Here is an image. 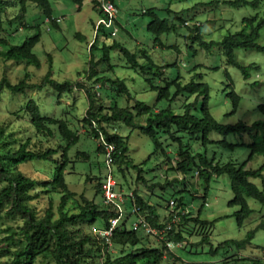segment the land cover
I'll use <instances>...</instances> for the list:
<instances>
[{
    "label": "trees",
    "instance_id": "1",
    "mask_svg": "<svg viewBox=\"0 0 264 264\" xmlns=\"http://www.w3.org/2000/svg\"><path fill=\"white\" fill-rule=\"evenodd\" d=\"M26 1L37 7L40 13L51 22L49 24L52 27L57 28L58 26L55 21L50 19L49 0H18V13L6 23L2 21V16L7 6L4 0H0V59L3 62L21 65L24 69L29 67L39 69L40 62L33 53V48L40 41L41 36L38 25L31 26L35 29L32 36L25 37L18 44L11 42L17 30L31 28L24 21ZM71 1L79 9L81 1ZM110 1L114 3V0ZM222 2L231 7H256L259 4L258 0H225ZM212 3L213 0L209 1L208 4ZM92 6L100 16L101 13L93 0ZM164 12L167 17H159V14L152 8L143 10L141 13L150 19L146 25V32L152 36V48L154 46L160 49L171 48L178 55L179 51L176 46H165L160 38L163 35L177 33V29L183 27L186 30L184 39L197 43L200 49L209 51L213 47H219L226 65L238 69L244 80L249 76L248 71L256 68V66L239 64L235 59L234 51L253 50L264 54V45L258 44L260 32L264 29V17L254 15L242 18L240 30L226 34L220 41H205L200 33V23L196 24L193 17H190V20L194 22H189L187 18L182 17L181 11L174 12L170 8H166ZM12 26H15L14 29ZM99 35L104 40L100 47H96ZM74 37L81 38L78 33H75ZM113 37L102 28L98 27L95 30L94 39L88 50L87 67L83 72L88 87L70 80L61 82L54 80L52 78V55L47 53L45 55L47 70L39 78L38 83H29L28 77L32 75H28V73H24L23 77L15 84H11L6 77H2L0 78V92L5 90L11 95L23 96L26 92L41 91L43 88L50 87L56 94V101L58 102L62 95L71 94L78 88L81 89L87 100V111L81 119L83 127L86 129L87 135L97 142L99 135H101L107 143L114 145L113 164L123 179L128 168L133 169L136 172L135 184H142L144 186L143 193L147 189L150 194L156 187L164 190L175 184H180L182 186L181 192L190 195L188 188L199 182L203 190L200 198L204 200L209 181L213 177L225 175L229 180V189L232 195L227 206L237 208L233 217L237 227H242L244 221L253 213L247 204V199L254 200L264 208V104L256 106V110L262 117L260 120L250 124L241 121L234 124H220L209 112V87L201 81V74L194 73L186 83H182L178 70H176L174 77L168 78L165 76L166 67L177 68V61H173L171 64H155L144 48L136 47L134 51H130L114 40L109 44L106 43L108 38L112 39ZM97 50L99 56L95 58L94 51ZM112 51H117L124 60L125 67L140 75L146 82L147 89L155 92L156 103L165 102L163 107H150L144 102L135 100L123 80L116 77L112 78L105 73H113L114 66L111 64L110 56ZM193 52L195 51L193 50ZM193 55L195 54L193 53ZM226 78L229 80L228 76ZM227 86L229 91L226 96L231 102V113H233L237 108L239 96L234 92L231 83ZM101 88L107 89L112 94L111 102L108 105L100 103L98 108L93 111L95 94L99 89L102 91ZM118 99H123V106L118 104ZM178 104L180 105L176 110ZM20 111L27 116L29 124L36 134H44L50 138L56 134L61 145L55 149L33 152L28 150L29 140L26 139L19 143L15 150H12L11 145L19 142V140L12 138L11 133H5V127L0 126V221H11L15 218H20L23 221V226L19 228L22 245L11 250L9 247L11 238L7 235L4 239V242H7L6 246L0 247V260L2 258L6 260L0 264H33L36 257L40 255L52 256L56 264H78L80 260L93 252L86 247L92 239L89 235L82 234L79 227L86 225L105 229L109 226L108 221L114 219L117 213L111 206L102 205L100 207L93 200H88L83 196H80L79 203L75 199V194L68 189L64 181V173L68 169L73 170L75 162L88 159L85 152H76L72 158H68L67 151L79 140V133L70 128L69 122L65 118L42 116L37 104L31 98L25 101ZM141 117L143 123L135 122V118ZM115 124L137 129L151 141L153 151L147 160L151 157L161 159L164 170V178L161 184H145L144 171L141 166L134 165L127 155V137L109 130ZM211 133H217L222 137L246 135L249 143L230 144L225 139L209 140L208 136ZM208 144H216L229 149L241 145L247 148L248 155L242 162L228 160L220 163L215 161L213 157L208 158L206 156L205 148ZM169 147H171V155L167 152ZM200 147L204 149L203 152L197 151ZM96 152L102 154V146L97 145ZM55 155H58V158H54ZM255 155L261 156L263 162L256 169H248L246 164ZM174 158L175 163L173 162ZM33 161L53 164L51 177L47 180L38 181L14 170L16 166ZM69 163H71V167L68 168ZM171 173L181 176V178L175 177L168 181V174ZM251 179L259 180L260 187L258 188L252 183ZM94 180H96L94 196L101 197L102 178L95 177ZM119 185L121 186L120 183ZM137 189L130 192L133 195L134 204L146 221L153 227L159 226L158 223L165 222L168 219L164 215L165 211L160 216L159 205L152 204L150 199L138 192ZM39 192L45 195H59L56 219H53L51 205L42 217H37L34 209L29 206L30 202L37 198ZM194 197L198 196L194 195ZM172 199L176 202L177 207H186L182 196ZM69 201L75 210L73 213L65 208ZM128 216L126 213L112 231L114 254H112L113 251L106 248L104 243L100 242L99 245L93 243L97 252L105 250L104 264H137L139 262L140 264H159L164 250L162 247L150 248L143 245L146 244V239L150 237L140 231L130 230L126 224ZM8 230L6 229V231ZM211 230V222L201 220L199 212L196 216H192L189 210L188 214L182 216L180 222L173 227L170 238L172 241L181 244L180 249H184V234L195 235L199 239V242L193 245L195 250L196 247L201 248L207 245L209 246L207 254L213 256L220 253L221 258H223L222 264H230L236 259L227 256L229 251L232 249L244 250L250 244L254 234L258 230H264V213L255 227L249 230L244 238L239 241L224 240L216 247H212L209 237ZM262 249L264 250V248ZM237 259L244 260L242 258ZM248 262V264H264V261L258 258L248 260Z\"/></svg>",
    "mask_w": 264,
    "mask_h": 264
},
{
    "label": "rangeland",
    "instance_id": "2",
    "mask_svg": "<svg viewBox=\"0 0 264 264\" xmlns=\"http://www.w3.org/2000/svg\"><path fill=\"white\" fill-rule=\"evenodd\" d=\"M4 1L7 8L2 16V21L6 23L18 13L19 5L18 0ZM80 1L78 9L77 5L71 0H49L51 7L50 19L53 21L58 20L57 28L52 27L49 24L51 22H46V18L40 13V10L26 1L24 21L29 27L38 25L41 34L40 41L33 48V53L40 62V68L29 67L24 69L21 65L3 62L0 59V78L6 77L11 84H15L23 77L24 73H28V75H32L28 77L29 83H38L39 78L47 70L45 55L50 53L52 55V78L54 80L58 82L70 80L88 87L85 83L83 72L87 67L88 50L95 36L94 25L98 19V14L92 6V0ZM209 1L212 0H114L117 7V32L112 39L108 38L106 43L109 44L114 40L130 51H134L136 47L144 48L152 61L158 65L171 64L173 61H177V68L173 66L166 67L165 76L172 78L176 75V70H178L182 83L188 82L194 73L201 74V81L209 87L208 109L212 117L220 124H234L239 121L250 124L262 119L256 110V106L264 104V54L253 50L234 51L235 59L239 64L243 66L253 64L256 66V68L248 71L249 76L244 80L238 69L226 65L219 47H213L209 51L200 49L197 43L184 39L183 36L186 30L183 27H179L177 33L163 35L160 38V41L165 46H176L179 51L178 55L171 48L160 49L155 46L152 48V36L146 32V25L150 19L141 13L143 10L151 8L159 14V17H167L164 12L166 8H170L174 12L181 11L182 17L187 18L189 22L200 23V33L205 41H220L226 34L240 30L242 18L254 15L264 17V0H258L259 4L256 7H231L222 2L225 0H213V3L209 5ZM190 17H193L194 21H191ZM14 27L12 26V29ZM34 32L35 29L33 27L17 30L11 42L18 44L25 37L32 36ZM75 33L80 34L81 38L74 37ZM99 36L96 47H100L104 40L101 35ZM258 44L264 45V29L260 32ZM94 55L95 58L99 56L98 50L94 51ZM110 56L111 64L114 66L113 73H105L112 78L116 77L123 80L135 100L144 102L150 107L160 108L165 105V102H155V92L147 89L146 82L140 75L125 67L124 60L117 51H112ZM226 76L229 77V80H227ZM229 83H231L234 92L239 96L237 108L233 113H231V102L226 96L229 91L227 86ZM104 89L101 88L102 91L99 89L96 94L94 93L93 111L98 108L100 103L108 105L111 102L112 94L107 89ZM29 98L35 101L42 116L65 118L69 122L70 128L79 133L78 142L69 148L67 156L72 158L76 152H85L88 155V159L75 162L73 164L74 169H68L64 173V181L68 189L75 194L77 202L80 203V196H83L88 200H93L95 204L101 207L102 197L94 196V186L96 184L94 178H103L105 174L104 157L103 154L96 152L98 142L87 135L86 129L81 122L87 111V100L84 92L79 88L75 89L71 94L62 95L58 102L56 101V94L50 87L43 88L41 91L26 92L23 96L11 95L5 90L0 92V126L5 127V133H11L12 138L19 140V142L11 145V149L15 150L19 143L28 139V150L43 152L46 149L57 148L61 145V141L56 134L50 138L44 134L35 133L29 124L27 116L20 111L25 101ZM117 102L121 106L124 105L123 99H118ZM179 105L176 106V110H178ZM135 122L143 123V118H135ZM109 130L116 131L121 136L127 137V155L134 165L141 166L144 171L145 184H161L164 178L161 159L151 157L147 160V157L153 151L151 141L137 129H130L122 124L112 125ZM208 138L213 141L225 139L230 144L249 143L246 135L222 137L217 133H211ZM170 148H168L167 152L171 155ZM203 150L200 147L197 151L203 152ZM205 151L208 158L213 157L215 161L220 163L228 160L242 162L248 155L247 148L241 145L229 149L222 148L216 144H208ZM54 158H58V155H55ZM173 162L175 163V158ZM262 162L263 158L255 155L247 162L246 167L248 169H256ZM69 167H71V163H69ZM164 167L166 166L164 165ZM14 170L31 179L42 181L51 177L53 164L33 161L16 166ZM135 176L136 172L131 168H128V172H125L124 179L117 170L115 171V179L123 194H127L136 188H138V192L143 193L144 186L140 183L135 184ZM175 177L178 179L179 176L172 173L168 174L167 180L170 181ZM250 181L258 188L260 187L259 180L251 179ZM181 189L182 186L180 184H175L164 190L156 187L152 190V194L146 189L143 194L150 199L152 204L159 205L160 216L165 211L164 208L167 201L174 197L182 196L183 202L189 208L192 216H196L199 212L201 220L212 223V230L209 233L212 247H216L217 244L224 240H242L245 234L255 227L264 213V208L260 204L252 199H247V204L253 210V213L244 221L242 227H237L233 217V213L237 208L227 206V202L232 195L229 189V180L225 175L213 177L209 181L204 200L200 198L203 190L199 182L188 188L190 195L186 192H181ZM194 195L198 197H194ZM58 203L59 195H45L39 192L37 198L30 202L29 206L34 209L37 217H42L49 205H51L53 219H56ZM65 208L70 213L75 212L70 201ZM125 210L129 215L130 205L128 202L125 204ZM132 220L133 217L129 215L127 226L130 225ZM22 226L23 221L20 218H15L11 221H0V247L6 246L7 242H4V239L7 235L11 238V243L9 244L11 250L20 247L22 245V237L19 228ZM92 227L86 225L79 227L82 234L89 235L92 239L91 243L86 247L93 250V252L88 257L80 260L78 264L105 263V250L96 251L95 245L96 243L99 245L101 241L92 234ZM6 229L9 230L6 231ZM184 235V249L174 247L171 251H168L152 238L146 239L147 242L143 245L150 248L162 247L164 252L159 264H222L223 258H221L220 253L213 256L207 254L209 248L207 245L201 248L196 247L195 250L193 245L197 244L199 239L192 234L185 233ZM189 247L192 248L190 249ZM262 248H264V230H258L244 250L236 251L232 249L227 256H232L236 259L231 261L230 264H248V260L257 258L264 261V250ZM112 251V254H114L115 249L113 248ZM237 258L244 260L241 261ZM5 260L2 258L0 263ZM33 264L56 263L52 256L40 255L36 257ZM137 264H140V262Z\"/></svg>",
    "mask_w": 264,
    "mask_h": 264
},
{
    "label": "built area",
    "instance_id": "3",
    "mask_svg": "<svg viewBox=\"0 0 264 264\" xmlns=\"http://www.w3.org/2000/svg\"><path fill=\"white\" fill-rule=\"evenodd\" d=\"M100 11V16L94 25V30L102 28L106 32L110 33V36H115L116 29V16L117 7L110 0H93ZM49 22L48 19H45ZM58 20H55L57 23ZM98 145L102 146L103 149V163L105 174L101 181L102 190V205L111 206L117 213L114 219L108 221L109 226L105 229H98L92 227V234L99 239L106 248L112 251V231L117 225V222L121 220L126 214L125 204L128 202L130 205L129 215L133 217L132 222L128 225V228L132 231H140L144 235L156 240L166 250L171 251L172 248L181 247V244L174 242L170 238V233L175 225L180 222L182 216H185L189 212L188 207H177L176 202L171 199L167 204V208L164 212L165 217L168 219L165 222L158 223L159 226H151L144 216L139 212L138 208L134 204L133 195L131 192L123 194L120 190L117 181L115 179V167L113 164L112 154L114 153L115 147L111 143H107L101 135H99ZM196 175V174H195Z\"/></svg>",
    "mask_w": 264,
    "mask_h": 264
},
{
    "label": "crops",
    "instance_id": "4",
    "mask_svg": "<svg viewBox=\"0 0 264 264\" xmlns=\"http://www.w3.org/2000/svg\"><path fill=\"white\" fill-rule=\"evenodd\" d=\"M115 3V2H114ZM116 5V4H115Z\"/></svg>",
    "mask_w": 264,
    "mask_h": 264
}]
</instances>
